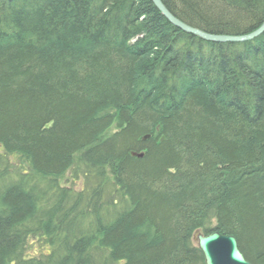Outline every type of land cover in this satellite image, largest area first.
<instances>
[{
  "label": "trees",
  "instance_id": "trees-1",
  "mask_svg": "<svg viewBox=\"0 0 264 264\" xmlns=\"http://www.w3.org/2000/svg\"><path fill=\"white\" fill-rule=\"evenodd\" d=\"M162 2L212 34L264 22ZM196 38L151 0H0V264H205L196 230L264 264V33Z\"/></svg>",
  "mask_w": 264,
  "mask_h": 264
},
{
  "label": "water",
  "instance_id": "water-1",
  "mask_svg": "<svg viewBox=\"0 0 264 264\" xmlns=\"http://www.w3.org/2000/svg\"><path fill=\"white\" fill-rule=\"evenodd\" d=\"M160 13L177 28L199 36L200 38L219 42H242L251 40L264 32V22L253 31L242 35L212 34L188 26L176 19L162 4L160 0H152ZM197 246L204 256L205 264H250L240 252L237 240L233 235H220L217 232L203 235L197 232L195 237Z\"/></svg>",
  "mask_w": 264,
  "mask_h": 264
},
{
  "label": "bare ground",
  "instance_id": "bare-ground-1",
  "mask_svg": "<svg viewBox=\"0 0 264 264\" xmlns=\"http://www.w3.org/2000/svg\"><path fill=\"white\" fill-rule=\"evenodd\" d=\"M26 0H23V3L25 2ZM161 2H162V0H160ZM151 2H152V0H151ZM153 3V2H152ZM162 4L164 5V7L169 11V9L165 6V4L162 2ZM153 5H154V3H153ZM155 6V5H154ZM156 8V7H155ZM157 9V8H156ZM158 10V9H157ZM159 11V10H158ZM160 12V11H159ZM170 12V11H169ZM171 13V12H170ZM161 14V13H160ZM172 14V13H171ZM162 15V14H161ZM173 15V14H172ZM163 16V15H162ZM174 16V15H173ZM164 17V16H163ZM176 19H178V20H180L179 18H177L176 16H174ZM165 18V17H164ZM166 19V18H165ZM167 20V19H166ZM168 21V20H167ZM181 22H183L182 20H180ZM169 22V21H168ZM170 23V22H169ZM184 24H186V25H188V26H191V25H189V24H187V23H185V22H183ZM171 25H173L172 23H170ZM174 26V25H173ZM176 27V26H175ZM193 27V26H192ZM177 28V27H176ZM194 28H197V27H194ZM179 29V28H178ZM197 29H199V28H197ZM181 30V29H180ZM201 30V29H200ZM182 32H184V33H186V34H188V35H191V36H196L197 38V40H199V41H206V42H208V43H211V44H217V43H226V42H219V41H210V40H206V39H203V38H200L199 36H197V35H194V34H191V33H187L186 31H183V30H181ZM203 31V30H202ZM206 32V31H205ZM208 33V32H207ZM264 33V32H263ZM262 33V34H263ZM247 34V33H246ZM226 35H228V34H226ZM240 35H242V34H240ZM261 35V34H260ZM259 35V36H260ZM258 37V36H257ZM257 37H255V38H257ZM255 38H253V39H255ZM253 39H251V40H253ZM247 41H250V40H247ZM242 42H246V41H242ZM235 43H240V42H235ZM201 45L202 46H207L206 44H204V43H201ZM208 47V46H207ZM208 51L210 50L209 48H206ZM200 50H203V48H200ZM182 52V56L183 57H188V53H187V51H181ZM235 92V90H234V88H232V89H230V90H228L227 92H226V94H233ZM197 232H201L202 234H203V232L201 231V230H196L194 233H193V235H192V237L194 236V238L196 237V235H197ZM213 232H217V233H219L220 235H226V234H222V233H220V232H218L217 230H212L211 232H209L208 234H211V233H213ZM203 235H206V234H203ZM226 236H228V235H226ZM192 240H193V238H192ZM195 243L197 244V241L195 240ZM245 260H247V259H245ZM247 262H249L248 260H247ZM250 263V262H249ZM251 264V263H250Z\"/></svg>",
  "mask_w": 264,
  "mask_h": 264
},
{
  "label": "rangeland",
  "instance_id": "rangeland-1",
  "mask_svg": "<svg viewBox=\"0 0 264 264\" xmlns=\"http://www.w3.org/2000/svg\"><path fill=\"white\" fill-rule=\"evenodd\" d=\"M73 181H75L74 185L77 184V186H73ZM63 183L67 184V186L72 185L73 187H80V185L82 184V182L80 180H78V178H73V176H70L69 173H67V175L65 176V178L62 180ZM193 238V242L195 243V238L194 236Z\"/></svg>",
  "mask_w": 264,
  "mask_h": 264
}]
</instances>
